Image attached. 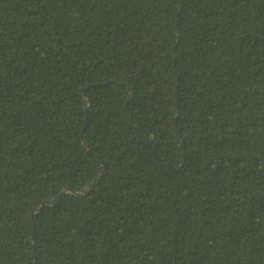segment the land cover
<instances>
[{"label":"trees","instance_id":"obj_1","mask_svg":"<svg viewBox=\"0 0 264 264\" xmlns=\"http://www.w3.org/2000/svg\"><path fill=\"white\" fill-rule=\"evenodd\" d=\"M0 264H264V0H0Z\"/></svg>","mask_w":264,"mask_h":264},{"label":"water","instance_id":"obj_2","mask_svg":"<svg viewBox=\"0 0 264 264\" xmlns=\"http://www.w3.org/2000/svg\"><path fill=\"white\" fill-rule=\"evenodd\" d=\"M129 122L131 123V121L129 120ZM134 127V129H135V131H136V134H137V136L139 137V139L146 145V147L150 150V151H152L151 150V148H150V146H149V144L147 143V141H146V139L143 137V135L140 133V131L135 127V126H133ZM152 153H153V151H152ZM183 156V155H182ZM93 186V184H90V188ZM44 205H46V203H42V205L39 207V209H42L43 208V206Z\"/></svg>","mask_w":264,"mask_h":264}]
</instances>
